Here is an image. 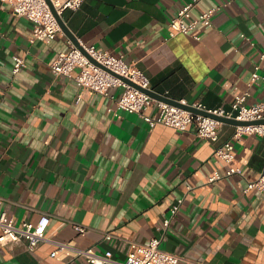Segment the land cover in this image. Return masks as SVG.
Here are the masks:
<instances>
[{"label":"crops","instance_id":"obj_1","mask_svg":"<svg viewBox=\"0 0 264 264\" xmlns=\"http://www.w3.org/2000/svg\"><path fill=\"white\" fill-rule=\"evenodd\" d=\"M189 1L83 0L60 18L77 43L134 64L164 98L229 108L234 93L248 90L246 104L264 100L262 79L248 85L254 64L264 75V0H197L190 16L215 8L210 25L169 36L170 17ZM30 36L31 22L0 1V211L16 225L49 218L34 249L0 243V264H87L74 251L85 247L120 262L130 242L152 237L176 264H264V190H244L264 169V135L234 140L226 163L213 149L234 125L222 122L216 142L199 138L193 124L149 128L50 71L73 43L62 30L49 42ZM15 54L24 65L12 73ZM230 165L239 172L207 182ZM56 242L67 246L51 256Z\"/></svg>","mask_w":264,"mask_h":264},{"label":"built area","instance_id":"obj_2","mask_svg":"<svg viewBox=\"0 0 264 264\" xmlns=\"http://www.w3.org/2000/svg\"><path fill=\"white\" fill-rule=\"evenodd\" d=\"M0 1L7 4L13 14L23 16L31 22L30 42H49L61 30L56 16H60L67 9H78L83 0H48L49 3L46 0ZM196 1L190 0L170 17L169 36L177 33L187 34L198 23L210 25L211 13L215 8H209L198 16L191 17L190 9ZM258 59L264 61V47L260 50ZM23 65L22 56L17 54L12 56V73L18 72ZM49 68L56 75L71 77L76 85L83 89L108 96L113 100V107L116 111L137 114L148 124L149 128L156 124H163L176 130H184L188 124H193L199 138L216 142L222 122L211 115L242 121L264 119V100L246 104L248 90L234 93L229 108L222 106L207 108L199 102L190 105L208 114L195 113L167 101L154 99L145 92L146 89H149V79L138 67L128 64L120 56H115L107 50L98 49L92 44L79 42L78 45H75L70 43L65 51L59 52L51 60ZM258 69L259 63L254 64L248 85L259 78L264 81V75H260ZM120 77L126 78L135 85L123 81ZM113 88L120 89L116 96L110 92ZM178 102L187 104L182 99ZM150 107L155 110L152 113H147V109ZM115 114L119 116L118 112ZM246 134L264 135V123L234 125L230 137L214 147V155L226 163H231L234 159V140ZM237 172H239V168L232 165L222 173L214 170L207 177V182H213ZM250 189L260 192L264 190V169L254 179L247 182L244 190ZM180 202L181 198L172 205L171 214L177 210ZM48 220V216L42 214L34 222L24 221L20 225H16L11 216L0 211V243L22 240L26 248L32 250L45 238ZM167 221L168 219H165L163 224L166 225ZM74 229L83 231L84 227L75 224ZM106 238H110L109 233L106 234ZM159 243L160 238L158 237L149 238L145 243L130 242L129 250L120 262L111 259L110 250L97 253L91 247H85L76 248L74 251L76 255L82 256L87 264H176L178 256L162 249ZM66 246L64 242H56L55 249L50 252V255H55Z\"/></svg>","mask_w":264,"mask_h":264},{"label":"water","instance_id":"obj_3","mask_svg":"<svg viewBox=\"0 0 264 264\" xmlns=\"http://www.w3.org/2000/svg\"><path fill=\"white\" fill-rule=\"evenodd\" d=\"M46 2L49 3L48 0H46ZM56 19H57V22H58V25H59L60 29L72 40L73 44L78 45V43L75 41L74 36L71 34V32L68 30V28L62 22L60 16H56ZM120 78L123 81H125V82H127L129 84L135 85V84H133L132 82H130L129 80H127L124 77H120ZM145 92L148 95H150L152 98L161 99V100L167 101L169 103H172V104L178 105L180 107H183L184 109H187L189 111H192V112H195V113H201V114H208L207 112H205L203 110H199L197 108H194V107L190 106L189 104H181L178 101L164 98L163 96H160L159 94H157L156 92L152 91L151 89H146ZM211 116H213L215 119H217V120H219L221 122L229 123V124H232V125H247V124H251V123H264V119H258V120H254V121H242V120H236L234 118H229V117H219V116H214V115H211Z\"/></svg>","mask_w":264,"mask_h":264}]
</instances>
